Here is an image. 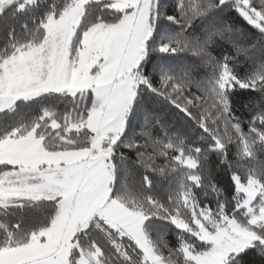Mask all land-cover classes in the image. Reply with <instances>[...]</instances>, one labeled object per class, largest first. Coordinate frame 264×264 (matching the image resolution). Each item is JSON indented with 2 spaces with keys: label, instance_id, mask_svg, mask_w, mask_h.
Returning <instances> with one entry per match:
<instances>
[{
  "label": "snow or ice",
  "instance_id": "snow-or-ice-1",
  "mask_svg": "<svg viewBox=\"0 0 264 264\" xmlns=\"http://www.w3.org/2000/svg\"><path fill=\"white\" fill-rule=\"evenodd\" d=\"M0 214V264H264V0H0Z\"/></svg>",
  "mask_w": 264,
  "mask_h": 264
},
{
  "label": "trees",
  "instance_id": "trees-1",
  "mask_svg": "<svg viewBox=\"0 0 264 264\" xmlns=\"http://www.w3.org/2000/svg\"><path fill=\"white\" fill-rule=\"evenodd\" d=\"M51 2V0H48V3H50ZM23 15H26V13L25 14H23ZM52 103H58V101H50V102H48L47 104H45L44 106H49L50 104H52ZM247 103V100L246 99H244V97L243 96H241V97H237V109H240L241 108V104H246ZM60 106H61V108L63 107V104L61 103L60 104ZM37 113L36 112H34L32 109H28V108H26V109H24V110H22L17 116H15L14 118L16 119V120H23V121H27V120H30V119H32L33 117H34V115H36ZM227 177L226 176H224V174L223 173H220L219 175H218V181L220 182V185H221V187H224L225 186V184H226V181H227ZM161 195H163V193H161ZM3 217H2V214H0V219H2ZM12 222L14 223L15 222V218H13L12 219ZM169 242L170 243H172V244H175V242H176V236L174 235V234H169Z\"/></svg>",
  "mask_w": 264,
  "mask_h": 264
}]
</instances>
